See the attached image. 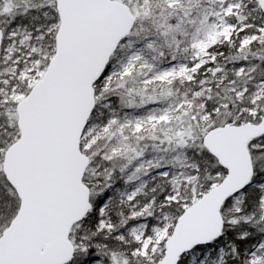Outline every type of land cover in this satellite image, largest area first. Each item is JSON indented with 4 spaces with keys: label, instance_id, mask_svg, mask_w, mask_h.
<instances>
[{
    "label": "snow or ice",
    "instance_id": "6c2138e0",
    "mask_svg": "<svg viewBox=\"0 0 264 264\" xmlns=\"http://www.w3.org/2000/svg\"><path fill=\"white\" fill-rule=\"evenodd\" d=\"M0 264H264V0H0Z\"/></svg>",
    "mask_w": 264,
    "mask_h": 264
}]
</instances>
